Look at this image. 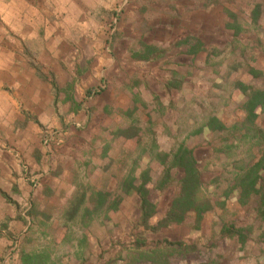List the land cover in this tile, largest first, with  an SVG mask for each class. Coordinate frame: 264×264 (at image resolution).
<instances>
[{
  "label": "rangeland",
  "instance_id": "rangeland-1",
  "mask_svg": "<svg viewBox=\"0 0 264 264\" xmlns=\"http://www.w3.org/2000/svg\"><path fill=\"white\" fill-rule=\"evenodd\" d=\"M263 88L264 0H0V157H15L31 189L0 264L23 255L47 264H264V108L246 124L243 107ZM212 117L225 129L208 130ZM128 130L131 139L119 133ZM22 138L63 162L70 193L55 179V194L37 195L44 185L18 151ZM180 144L194 151L199 195L213 207L201 222L191 211L161 228L182 178L177 169L163 178L161 153ZM255 164L257 191L242 199L235 177ZM110 179L117 189L94 211ZM129 179L155 207L146 225L134 187L121 190Z\"/></svg>",
  "mask_w": 264,
  "mask_h": 264
},
{
  "label": "trees",
  "instance_id": "trees-1",
  "mask_svg": "<svg viewBox=\"0 0 264 264\" xmlns=\"http://www.w3.org/2000/svg\"><path fill=\"white\" fill-rule=\"evenodd\" d=\"M256 11L258 10H255V13L257 14ZM253 73H256V71H253ZM243 91L246 92V90ZM243 107L246 114L245 123L253 124L254 120L257 119V109L264 108V88L257 90L251 89L247 94ZM207 129L213 132L222 131L225 129V126L218 118L212 117L209 119ZM131 130L119 133L125 138H131L134 136ZM161 165L164 166L163 178L169 177L170 171L173 169L181 171L182 178L179 181V191L172 199L170 208L165 214V217L159 222V226L163 228L173 223H180L183 221L185 215L191 211L195 213L197 221L201 222L203 214L211 210L213 206L209 199L200 197L199 195L202 186L201 173L197 167V160L194 151L185 145L180 144L170 153H161ZM259 166L260 165L255 164L246 168L242 175L238 174L235 177V187L240 188V196L242 199H244L245 195H249V192L257 191L256 185L260 179ZM133 182L134 180L129 179L130 188H121V190L124 193H129V189H133L134 187L132 185ZM122 185L124 187L125 184H121V187ZM134 190L140 197L141 220L146 225L147 221L155 214V207L149 202L147 191L143 186L134 187ZM0 194L7 199L6 195L1 191ZM96 196L97 198L92 205L94 211L103 208L107 203V198L110 197L111 194L99 192ZM78 209L79 204L74 205L72 212H70V216L73 217ZM87 211L88 210H85L86 213ZM43 259L45 258L38 256L32 257L29 255H23L21 257L22 264H47V259Z\"/></svg>",
  "mask_w": 264,
  "mask_h": 264
},
{
  "label": "crops",
  "instance_id": "crops-1",
  "mask_svg": "<svg viewBox=\"0 0 264 264\" xmlns=\"http://www.w3.org/2000/svg\"><path fill=\"white\" fill-rule=\"evenodd\" d=\"M83 113L82 109L77 112L78 120H84L85 114ZM38 121L42 124L41 120L38 119ZM53 124H55L54 120H52L50 125ZM28 135L29 134L25 133L27 138L29 137ZM19 140L17 141L18 151L30 168V173L34 174L37 179L39 178L44 185L42 187V192L41 190L36 191L37 195L40 196L47 193L55 194L56 191L50 184V181L54 182L53 180L55 179L60 181L58 192L62 193L63 190L66 193H70L73 189V186L70 184L73 180V175L67 172V167L63 162H58L57 159H54L52 157V152H49L51 150L39 145L37 141L32 142V140H26L23 138L22 140ZM16 161L15 157L14 159L12 157H0V191L7 197V199H5L0 194V257L5 252L3 245L5 237L3 236L6 234V230L12 233L14 232V229L17 230L24 226V222L20 221V218H17L15 215L21 201H24L23 197L25 195L23 193L26 192L25 194L28 195V192L31 190L28 188L26 184L27 182L20 170V166H18ZM9 166L12 169H9ZM105 168H107V166H104V169ZM116 189V181L110 179L108 183H104L103 186L99 187L96 191L111 194L115 192Z\"/></svg>",
  "mask_w": 264,
  "mask_h": 264
},
{
  "label": "built area",
  "instance_id": "built-area-1",
  "mask_svg": "<svg viewBox=\"0 0 264 264\" xmlns=\"http://www.w3.org/2000/svg\"><path fill=\"white\" fill-rule=\"evenodd\" d=\"M47 142H48V140L45 141V143H47ZM30 181L33 183L34 186L36 185V181H34L33 179H31Z\"/></svg>",
  "mask_w": 264,
  "mask_h": 264
}]
</instances>
